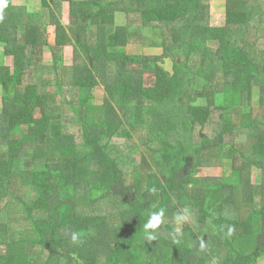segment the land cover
<instances>
[{
  "label": "trees",
  "instance_id": "1",
  "mask_svg": "<svg viewBox=\"0 0 264 264\" xmlns=\"http://www.w3.org/2000/svg\"><path fill=\"white\" fill-rule=\"evenodd\" d=\"M5 4L0 264H263L264 0H227L223 27L210 24V0ZM130 46L161 55L149 66Z\"/></svg>",
  "mask_w": 264,
  "mask_h": 264
},
{
  "label": "rangeland",
  "instance_id": "2",
  "mask_svg": "<svg viewBox=\"0 0 264 264\" xmlns=\"http://www.w3.org/2000/svg\"><path fill=\"white\" fill-rule=\"evenodd\" d=\"M13 4L16 6H20V5H25L27 7V9H29L30 12H34V11H42L41 8V0H29L28 2L24 3L22 1H18V0H13ZM210 6H211V11H210V24L213 27H223L225 24V17H226V9H227V0H210ZM61 21L63 23V25L65 27H68L70 24V19H69V6L68 4H64L63 6V12L61 15ZM116 25L118 27H123L126 24V16L123 14H117L116 18ZM46 38L48 40V43H50L51 45L55 44V40H56V30L54 27H50L48 26L47 30H46ZM0 66H7V67H12V60L11 59H6L4 57V46H0ZM130 50H132V52L130 54L136 55L139 54L143 57H145L146 59H148L149 62V66L150 64H154L152 62V59L156 56H160L161 55V51L156 49V48H151V47H141L139 48V46H130L129 47ZM142 49V50H139ZM64 55V60H65V64L66 65H71L73 63V51L72 48H67L64 50L63 52ZM51 54L48 50L45 51V55H44V62L46 65H49L52 61H51ZM166 69L170 72L171 71V67H166ZM153 71V69L151 70ZM154 84V76H150L147 75L145 77V85L148 87L153 86ZM261 92L256 89L254 90V94H253V98H252V106L254 109H259L260 106V94ZM2 94H1V90H0V111L2 109ZM218 102L221 104V101L218 100ZM34 113H35V117L36 118H41L43 115V109L42 108H35L34 109ZM233 136H228L225 140V142L229 145L233 144ZM116 144V143H115ZM121 147H123V145L120 143ZM143 150V149H142ZM201 174H205L207 177H214V179L216 178H220L222 176L223 170H212V171H205L201 170ZM261 179H262V175L261 172L258 171H254L252 174V183L256 186H260L261 185ZM81 202V201H80ZM176 224H177V219L175 220ZM181 225V224H179ZM264 264V263H263Z\"/></svg>",
  "mask_w": 264,
  "mask_h": 264
},
{
  "label": "clouds",
  "instance_id": "3",
  "mask_svg": "<svg viewBox=\"0 0 264 264\" xmlns=\"http://www.w3.org/2000/svg\"><path fill=\"white\" fill-rule=\"evenodd\" d=\"M0 6H6L5 0H0ZM153 191H155V189H153ZM164 216H165V209H163V208H161L158 212H153L150 214V217H149L147 223L144 225L146 236H147V239L149 241L156 239V235L154 234L155 230L163 223ZM189 218H190V213H189L188 209L185 208L184 214L178 215L176 217L177 224L179 225V224L187 221ZM149 229H151L152 231L149 232L148 231ZM232 231H233V229L229 228V234H231ZM180 235H181L180 228L177 227L174 234H173L174 242H178L176 238L179 237ZM80 239H81L80 233H76V232L72 233L71 240L74 244L80 243ZM203 247H204V243H203V241H201V249H203Z\"/></svg>",
  "mask_w": 264,
  "mask_h": 264
}]
</instances>
